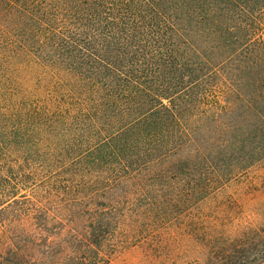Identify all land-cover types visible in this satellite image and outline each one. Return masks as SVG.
Instances as JSON below:
<instances>
[{
    "label": "trees",
    "instance_id": "16d2710c",
    "mask_svg": "<svg viewBox=\"0 0 264 264\" xmlns=\"http://www.w3.org/2000/svg\"><path fill=\"white\" fill-rule=\"evenodd\" d=\"M229 1L239 8L244 3ZM214 11L211 0H0V63L40 66L56 94L80 101L65 116L48 118V107L46 121L2 130L0 159L23 162L34 176L32 186L47 197L64 196L68 221L89 222L102 264L128 259L134 234L147 232L142 227L148 221L161 223L171 237L164 240L170 256L162 264H193L186 253L181 263L167 226L184 218L205 236L202 263L264 264V225L227 228L221 238L222 227L211 222L223 204L219 198L233 200L224 195L226 184L248 166L229 169L214 162L198 138L202 132L164 125L167 116L162 118V59H183L184 24L207 25ZM133 40L144 45V62L120 66L117 43L129 47ZM187 50L195 52L192 46ZM202 62L180 64L186 71L181 86L166 91L178 96L193 89L206 75L198 77ZM158 82L161 88L154 87ZM176 116L172 111L171 118ZM47 126L54 127L49 138ZM58 132L62 140L50 141ZM235 133L264 143V114L258 126ZM229 138L228 132L219 141ZM260 196L264 200V190ZM250 212L264 217V207Z\"/></svg>",
    "mask_w": 264,
    "mask_h": 264
},
{
    "label": "rangeland",
    "instance_id": "374dc122",
    "mask_svg": "<svg viewBox=\"0 0 264 264\" xmlns=\"http://www.w3.org/2000/svg\"><path fill=\"white\" fill-rule=\"evenodd\" d=\"M211 1L215 11L209 24L193 28L183 23L187 36L182 40L188 45L181 48L185 57L162 59V118L167 116L164 125L172 127L177 123L182 131L202 132L198 138L202 137L203 147L209 149L207 156L214 162L229 169L237 163L242 168L248 166L238 170L225 186L224 195L237 202L220 197L223 204H218L220 208L211 215V222L217 221L222 227L218 237L224 238L227 228L264 225V217L250 212L264 207L260 196L264 190V143L235 133L258 126V118L264 114V104L260 103L264 99V0H244L243 11V6L239 8L229 0ZM191 46L194 54L188 53ZM142 49L144 45L135 40L129 47L118 41L119 65L144 62L139 55ZM202 60L203 70L198 77L206 75L193 89L178 96L166 91L172 92L177 83L181 86L186 71L179 68L180 64ZM218 64L219 71L214 69ZM133 68L137 70L136 65ZM209 69H214L215 74L208 73ZM41 72L40 66L0 63V132L28 126L33 120L46 121L45 111L49 108L52 112L48 118L65 116L69 108L80 102L56 94V86L44 80ZM153 85L161 88L159 82ZM172 111L177 113L175 118H171ZM222 128L221 132L216 131ZM50 129L54 127L43 130L47 138L51 136ZM228 132L229 140L219 141ZM59 139L62 140L61 132L49 140ZM207 141L211 148L206 147ZM43 142L49 145L47 140ZM24 167L16 158L0 159V264H102L89 222L80 218L68 221L69 213L60 202L64 196L47 197L44 190L32 186L34 176ZM246 211L251 215H246ZM186 219H180L178 226L167 224L179 245L176 253L182 258L181 263L187 262L183 258L186 253L193 264H204L201 260L205 236L199 226ZM150 224L148 221L142 227L147 232L132 226V233L137 231L128 259L119 264H162V258L170 256L164 247V240L171 238L165 227L161 223ZM138 233L144 238L138 239Z\"/></svg>",
    "mask_w": 264,
    "mask_h": 264
}]
</instances>
